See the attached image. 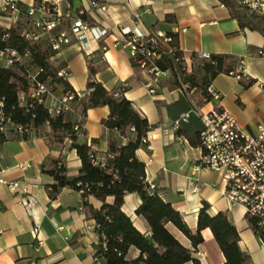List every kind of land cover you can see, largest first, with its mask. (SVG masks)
<instances>
[{"label":"crops","instance_id":"0c3cea01","mask_svg":"<svg viewBox=\"0 0 264 264\" xmlns=\"http://www.w3.org/2000/svg\"><path fill=\"white\" fill-rule=\"evenodd\" d=\"M92 1L105 5L106 10L92 7ZM67 5L74 14L85 10L92 27L88 32L91 49L87 54L72 41L52 56L55 66L65 69L64 80L70 88L78 96L84 95L90 68L95 70L94 79L108 91L118 93L124 86V97L150 125L146 134L148 146L136 150V157L145 165L146 181L152 192L170 202L192 231L197 227L198 212L205 204L210 216L225 213L239 233L238 245L249 255L250 264H264V242L253 230L244 209L225 197L221 174L198 167L202 149L191 140L198 136L202 125L195 111H209L215 101H205L200 87L182 88L174 77L168 76L159 79L156 94L150 95L144 86L146 77L132 63L120 29L127 27L143 36L150 34L153 28L176 34L178 48L196 80L204 76L200 68L204 59L199 58V54L231 56L230 65L242 70L243 81L250 83L244 86L227 73L216 75L209 83L219 92L222 106L249 132L264 125V57L260 55L264 35L240 28L221 0H65L60 8L64 10ZM63 93V85L54 83L46 104L51 105ZM108 113L107 106H99L88 109L82 116L76 102L63 113L65 120L80 122L85 134L79 141L91 145L98 158H103L108 149L109 133L102 125ZM186 113H189L187 120L180 121L179 128L174 129V122ZM92 140L96 141L92 143ZM120 142L124 145L127 139L122 138ZM59 158L63 160L67 176L78 175L81 161L68 139L50 147L42 136L23 139L10 132L1 143L3 178L24 185L35 199V205L32 209L26 208L18 194L0 184V264L17 261L94 264L98 235L93 229L94 220L86 218L82 210L80 193L65 187L55 199L48 195L47 188L54 179L42 171L41 165ZM19 163L28 166L21 170L16 167ZM193 187H197V191H192ZM86 201L95 209L102 204L93 196H88ZM111 201L112 198H107V202ZM140 203L137 194L128 193L121 208L144 233L147 229L135 214ZM167 227L191 253L193 261L184 264H225L209 228L201 230L203 240L194 247L171 224ZM38 240L43 243L39 248ZM138 254L137 249L130 248L126 258L134 259Z\"/></svg>","mask_w":264,"mask_h":264},{"label":"trees","instance_id":"16d2710c","mask_svg":"<svg viewBox=\"0 0 264 264\" xmlns=\"http://www.w3.org/2000/svg\"><path fill=\"white\" fill-rule=\"evenodd\" d=\"M221 1L231 10L240 28L256 30L264 35V17L250 13L237 0ZM83 18L88 19L85 15ZM170 22H173V19ZM156 30L153 28L150 34H154ZM4 33L5 31L0 28V49L13 48L19 52L28 50L29 63L43 71L39 76L41 81L48 79L51 85L54 83L63 85L64 93L73 91L63 78L57 76L62 66L56 67L50 61L55 51L51 49L48 40L28 42L16 28L6 31L7 36L2 39ZM165 33L171 36V41L168 44L160 41V47L165 52L176 48L175 55H179L181 52L178 51L176 34L171 31ZM171 60V57L165 55L159 62L160 68L173 69ZM230 61L229 55H210V59L203 60L200 65L204 76L196 80L192 72L185 80L190 86L200 87L203 99L208 101L210 97L206 87L210 84L209 81L220 73L229 74L234 71ZM94 74L95 70L90 68L86 82L87 92L82 96L76 94L73 103L76 102L79 105L82 116L91 108L107 106L109 109L107 117L102 120V125L109 133L108 149L103 157V165L95 162L96 159L100 161L103 158L97 157L91 145L79 141L81 135L74 130V126L79 125L85 134L80 122L65 120L63 113L51 116L45 105L33 100L25 104L20 103L19 94L28 88L22 68L0 66V111L4 118L27 128L28 131L21 136L23 139L42 136L50 147L54 143H62L68 139L70 147L76 150L81 161L77 176H67L61 158L52 159L48 164L43 163L41 169L54 179V183L47 188L50 199H55L60 190L65 187L80 193L82 210L86 218L93 219L95 222L98 243L94 257L98 264H184L193 261L189 249L169 231L168 224L186 236L194 247L203 240L201 230L209 228L224 255L225 264H250L249 255L238 245L239 233L225 213L219 212L210 216L205 204L198 212L197 227L192 231L186 225L182 214L170 202L163 200L154 192H149L145 165L137 159L136 150L147 148L148 141L143 142V139L146 140L150 125L145 118L140 117L132 109L130 101L123 95L125 89L118 93L108 91L94 79ZM174 79L181 85L176 76ZM239 81L244 86L250 83H245L243 78ZM122 138L127 139L124 145L120 142ZM95 141L92 140V143ZM191 142L198 145V136ZM128 193L137 194L141 200L135 214L143 221L147 229L144 233L140 232L133 225L130 217L122 211L124 196ZM88 196L100 200L101 207L95 209L88 204L86 201ZM107 198H112V201L107 202ZM249 222L251 225L255 223L254 219H249ZM261 240L264 242V236H261ZM130 248L139 251L134 259L126 258Z\"/></svg>","mask_w":264,"mask_h":264},{"label":"built area","instance_id":"2783aa9c","mask_svg":"<svg viewBox=\"0 0 264 264\" xmlns=\"http://www.w3.org/2000/svg\"><path fill=\"white\" fill-rule=\"evenodd\" d=\"M64 1L0 0V28L5 31L2 39L7 36L6 31L16 28L28 42L48 40L55 53L73 41L82 53L87 54L91 49L88 32L92 27L88 19L83 18L84 15L86 16V11L80 9L74 14L68 5L62 10L60 4ZM237 1L250 13L264 17V0ZM91 6L106 10L105 5H100L97 1H92ZM120 32L126 38L132 63L146 77L144 86L150 95L156 94L159 79L164 76H176L182 88L190 86L185 79L192 73V68L182 53L175 55L176 48L165 52L160 47V41L168 44L171 36L160 29L147 36L137 34L127 27L121 28ZM29 55L28 50L19 52L13 48L0 49V59L3 60L4 67L23 69V77L28 83V88L19 94L20 103L36 101L45 105L51 116L69 111L76 93L65 92L51 105H47V98L52 93L48 79L45 81L39 79L43 71L29 63ZM165 55L171 57L173 69L160 68L159 62ZM260 55L264 57V49L260 51ZM198 57L204 60L210 59V55L206 53H201ZM50 61H53V57ZM65 74V69L57 72V76L63 79ZM229 75L238 80L244 78V73L240 69L229 72ZM124 88L122 86L121 91ZM206 92L210 100L215 101V105L209 111L201 109L195 111L202 125L198 132L199 146L202 149L198 167L210 168L221 174V180L225 185V197L231 203L240 205L248 219H254L255 223L251 226L261 238L264 236V125H258L254 132L242 129L236 118L222 106L220 94L211 84L206 87ZM188 116L189 113H186L176 120L174 129H178L180 121H186ZM74 130L84 136L79 125H75ZM26 131L28 130L24 126L4 118L0 111V145L10 132L22 136ZM146 141L147 139H143V142ZM95 162L103 165L104 158L100 161L96 159ZM27 166L25 163H19L16 167L24 170ZM0 184L18 194L26 208L32 209L35 205V199L28 193V189L17 180L4 179L2 171H0ZM192 191H197V187H193ZM93 229L95 230V226ZM33 233L35 235L38 233L37 226L33 228ZM42 244V241L38 240L37 248ZM14 264L26 263L17 261ZM94 264H98L96 258Z\"/></svg>","mask_w":264,"mask_h":264},{"label":"rangeland","instance_id":"374dc122","mask_svg":"<svg viewBox=\"0 0 264 264\" xmlns=\"http://www.w3.org/2000/svg\"><path fill=\"white\" fill-rule=\"evenodd\" d=\"M52 64L55 65L54 61H52ZM2 65H3V60L0 59V66H2ZM48 82H49V80H48ZM49 87H50V90L53 91V85L49 84Z\"/></svg>","mask_w":264,"mask_h":264},{"label":"water","instance_id":"95a60500","mask_svg":"<svg viewBox=\"0 0 264 264\" xmlns=\"http://www.w3.org/2000/svg\"><path fill=\"white\" fill-rule=\"evenodd\" d=\"M149 192H152V189L151 188H149Z\"/></svg>","mask_w":264,"mask_h":264}]
</instances>
